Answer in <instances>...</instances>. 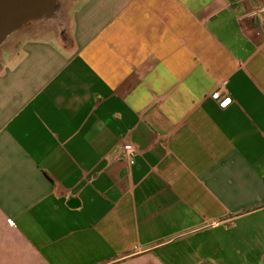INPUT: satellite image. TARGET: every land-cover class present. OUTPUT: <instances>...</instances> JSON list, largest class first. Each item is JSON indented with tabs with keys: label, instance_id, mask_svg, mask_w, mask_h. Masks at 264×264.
I'll return each instance as SVG.
<instances>
[{
	"label": "crops",
	"instance_id": "obj_1",
	"mask_svg": "<svg viewBox=\"0 0 264 264\" xmlns=\"http://www.w3.org/2000/svg\"><path fill=\"white\" fill-rule=\"evenodd\" d=\"M59 3L0 55V264L264 255V0Z\"/></svg>",
	"mask_w": 264,
	"mask_h": 264
},
{
	"label": "water",
	"instance_id": "obj_2",
	"mask_svg": "<svg viewBox=\"0 0 264 264\" xmlns=\"http://www.w3.org/2000/svg\"><path fill=\"white\" fill-rule=\"evenodd\" d=\"M58 0H0V46L31 20L53 18Z\"/></svg>",
	"mask_w": 264,
	"mask_h": 264
},
{
	"label": "rangeland",
	"instance_id": "obj_3",
	"mask_svg": "<svg viewBox=\"0 0 264 264\" xmlns=\"http://www.w3.org/2000/svg\"><path fill=\"white\" fill-rule=\"evenodd\" d=\"M61 2L62 0H58ZM68 2V1H67ZM64 8V7H63ZM65 12V9H62V11H59L57 15H55L53 18H40L37 20H31L26 23V25L22 26L19 30L14 32L4 43L2 46H0V55L2 54L3 50L10 44L11 40L16 38H24L27 37V33L31 32L34 35H40L43 34L46 30H56L57 25L61 20L65 18L63 16ZM41 22L44 24H50L53 26H27L28 24H31L33 22ZM60 27V26H58ZM227 259V260H226ZM247 263V262H253V263H261L264 264V255L258 254V252L250 253V254H235L230 256H225V263L224 264H237V263Z\"/></svg>",
	"mask_w": 264,
	"mask_h": 264
},
{
	"label": "built area",
	"instance_id": "obj_4",
	"mask_svg": "<svg viewBox=\"0 0 264 264\" xmlns=\"http://www.w3.org/2000/svg\"><path fill=\"white\" fill-rule=\"evenodd\" d=\"M214 97L220 100L221 106H227L231 101V96L221 97V92H215ZM139 153L138 147L133 142H126L121 150V155L125 157L131 164L136 162V156Z\"/></svg>",
	"mask_w": 264,
	"mask_h": 264
}]
</instances>
